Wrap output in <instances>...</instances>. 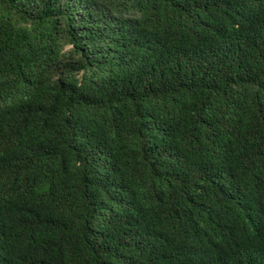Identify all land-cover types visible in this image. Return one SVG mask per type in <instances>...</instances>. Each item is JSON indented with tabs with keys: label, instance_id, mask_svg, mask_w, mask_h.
Here are the masks:
<instances>
[{
	"label": "trees",
	"instance_id": "trees-1",
	"mask_svg": "<svg viewBox=\"0 0 264 264\" xmlns=\"http://www.w3.org/2000/svg\"><path fill=\"white\" fill-rule=\"evenodd\" d=\"M0 264H264V0H0Z\"/></svg>",
	"mask_w": 264,
	"mask_h": 264
}]
</instances>
